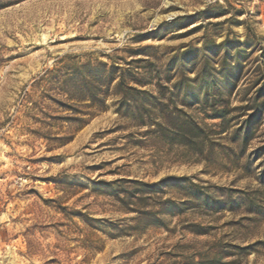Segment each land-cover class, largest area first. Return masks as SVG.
<instances>
[{"label":"rangeland","instance_id":"rangeland-1","mask_svg":"<svg viewBox=\"0 0 264 264\" xmlns=\"http://www.w3.org/2000/svg\"><path fill=\"white\" fill-rule=\"evenodd\" d=\"M261 41L264 0H0V264H264Z\"/></svg>","mask_w":264,"mask_h":264},{"label":"trees","instance_id":"trees-1","mask_svg":"<svg viewBox=\"0 0 264 264\" xmlns=\"http://www.w3.org/2000/svg\"><path fill=\"white\" fill-rule=\"evenodd\" d=\"M228 41H225L224 44H227ZM259 43V42H258ZM257 44H253L250 39H247L244 43H241L242 47H254L259 46ZM261 50L262 56L264 57V45L261 41ZM102 73V75H101ZM105 74V75H103ZM57 84H59V90L62 94L67 93L68 90L75 87L78 92H80L79 96L69 95V99H79L81 101L89 100L92 103L98 102L99 106H105L107 90L104 93V96H98V90L102 87H106L108 89L115 80L113 72L111 70H107V66L105 64H97L93 65L91 62L79 66L78 63H73V65L65 71V73H59V77L56 78ZM258 84H261V87L258 90L260 97L264 96V76L261 75L258 81ZM130 90H135L134 87H129ZM137 90V89H136ZM139 91V90H138ZM85 123V120L82 121ZM142 124H146L142 121Z\"/></svg>","mask_w":264,"mask_h":264}]
</instances>
